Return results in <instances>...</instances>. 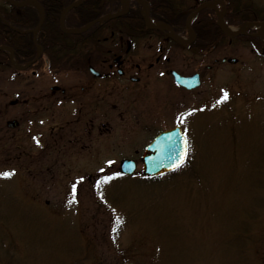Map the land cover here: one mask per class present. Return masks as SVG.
<instances>
[{"label": "rangeland", "instance_id": "rangeland-1", "mask_svg": "<svg viewBox=\"0 0 264 264\" xmlns=\"http://www.w3.org/2000/svg\"><path fill=\"white\" fill-rule=\"evenodd\" d=\"M210 55L179 63L189 66L184 74L201 72L193 91L165 84L166 94L182 93L190 150L183 168L157 177L144 174L141 156L172 118L144 127L132 111L112 112V130L93 144L99 153L67 141L53 147L47 111L30 134L35 79L1 70L0 172L12 175L0 176V264H264V57L235 37ZM50 84L45 77L40 86ZM57 109L60 124L66 106ZM23 114L21 126L8 127ZM125 158L138 161L132 175L120 170Z\"/></svg>", "mask_w": 264, "mask_h": 264}, {"label": "flooded vegetation", "instance_id": "flooded-vegetation-1", "mask_svg": "<svg viewBox=\"0 0 264 264\" xmlns=\"http://www.w3.org/2000/svg\"><path fill=\"white\" fill-rule=\"evenodd\" d=\"M145 1L148 3L147 7L141 3V0H110L108 14L123 12L117 17L120 18L138 10L143 17V24L139 23V27H136L134 22H128L125 26L120 28L116 26L111 29L109 27L112 25H106L98 32L97 38L75 40L72 42V46L78 54L65 56L66 61L75 60L74 64L51 67L48 60L42 59L43 49L40 55L38 49L37 56H39L30 61L32 64L28 63L31 69L25 68L15 72L19 76L30 72L27 79H35L33 85H35L34 89L37 94L32 99V103H29L31 108L28 110L32 117L31 136L38 134V115L42 111H47L51 118L49 132L53 147L57 146L58 143L60 144V141H67L68 143L80 144L82 147L80 149L83 150L93 151L94 148L95 153H99V150L93 144L98 141V138H101L104 127L110 125L112 130V125L107 120L108 117L112 116V112H115L116 117L123 119L125 112L132 111L137 119L135 122H142L144 127L149 126L151 121L167 122L172 118L173 124L160 129L153 139L162 131L176 126H181L183 129L180 122L182 113L179 104L180 99L182 102V93L180 99L176 98L173 93L172 95L166 94L164 91L166 90L165 84L168 82L183 93L194 90V88L189 89L178 84L175 80V72L186 77L199 74L202 83V74L198 67L195 68L194 72L184 74L188 71L189 66L186 70L179 63L184 62L186 56L191 59L190 55L201 57L203 62L211 56L210 53L214 51L215 46L207 51H200L194 46L197 34L193 24L201 11L209 9L217 15L214 7L219 4L220 12H223L224 8L226 10V4L223 0H173V2L168 0L169 3L172 2L174 8L167 9L165 5H169V3L166 2L162 10L164 13H173L174 18L172 20L165 18L169 20L167 22L164 20L155 21L151 17L149 2ZM222 1L224 4L221 3ZM206 3H212V5L204 7L193 17L192 14L196 9ZM146 10L149 11V16L153 22H161L168 27L151 28L146 21ZM226 12L227 10L224 13V18ZM178 13L186 15L184 24L175 18L174 15ZM191 15L192 20H190ZM129 19L132 20V17ZM262 28L264 31V26ZM131 30H135V32ZM39 31L34 32L32 30L35 42ZM255 33L254 30H250L245 36L256 37L253 35ZM174 34L178 38H175ZM235 38L245 40L241 36ZM227 39L229 40V36L226 35L223 46H225ZM39 47L41 46L38 45L37 48ZM206 66L207 68L211 67L209 64ZM45 77H47L49 84L51 83L48 90L45 89L46 87L40 86ZM18 103V100L11 102L13 105H18ZM24 105H28V103H24ZM71 105L75 106L76 111L73 117L69 113L72 110ZM60 106H66L67 114L66 112L63 113L64 120L62 119V122L57 124L56 111ZM4 108H0V114L3 116L7 114L8 109L7 107ZM25 115L7 120L8 127L16 129L21 126L25 122ZM11 122H15L16 126L12 127ZM141 131H147L148 133H146L149 134L151 128H143ZM187 137L189 139L188 135ZM148 144L145 146L144 152ZM136 153L138 155L139 150H136Z\"/></svg>", "mask_w": 264, "mask_h": 264}, {"label": "trees", "instance_id": "trees-1", "mask_svg": "<svg viewBox=\"0 0 264 264\" xmlns=\"http://www.w3.org/2000/svg\"><path fill=\"white\" fill-rule=\"evenodd\" d=\"M23 1V0H16ZM45 10V19L41 30L37 35L36 42L33 40L32 30L37 26L40 13L36 6L26 5L16 7L9 4L6 0H0V46H8L14 52V58L17 64L25 65L32 61L38 52V45L43 49L42 59L49 61L51 67L55 65L66 66L74 64L76 61H66L65 56L78 54L72 46L75 40L83 38H97L98 32L105 26L112 25L120 28L128 22H134L136 27L139 23L143 24V17L139 11H133L129 14L108 20L103 24H96L81 34H70L61 30L60 18L63 9L76 0H37ZM150 5L151 17L155 21L172 20L173 13L163 12V7L168 0H147ZM173 2V0H170ZM226 4L225 20L230 25H240L244 22H264V9L257 6L249 0H223ZM110 0H84L83 3L71 9L65 18L67 28H81L93 20L109 13L108 3ZM165 5L167 9H173V4ZM176 19L184 24V14H175ZM132 17V20L129 18ZM137 17V18H135ZM169 20H167V19ZM194 29L197 34V40L194 46L200 51H207L213 46L221 47L226 39L225 33L218 25V18L214 11L206 9L201 11L194 21ZM135 32V30H131ZM248 40L253 49L264 57V42L256 37L241 36ZM10 53L0 49V71L11 65ZM15 69V68H14ZM14 72H17L15 69ZM173 174V173H172ZM170 175V174H169Z\"/></svg>", "mask_w": 264, "mask_h": 264}, {"label": "water", "instance_id": "water-1", "mask_svg": "<svg viewBox=\"0 0 264 264\" xmlns=\"http://www.w3.org/2000/svg\"><path fill=\"white\" fill-rule=\"evenodd\" d=\"M7 1L10 4L17 6V7H21V6L28 5V4H33V5L37 6L40 10V20H39L37 27L33 31L37 32L41 29L42 24L44 22V18H45V11H44L43 6L37 0H23V1L7 0ZM82 2H83V0H79L78 2H75V3L69 5L67 8L64 9L62 16H61V20H60V26H61L62 30L66 31L68 33H71V34H81L82 32H84L87 29L94 26L96 23L116 18L120 14L123 13V12H119L116 14H110V15L100 17L97 20L90 22L89 24H87L86 26H84L82 28L66 29L64 26V18H65L66 13L69 10H71L72 8L80 5ZM141 3L145 4L144 0H141ZM210 5H211V3L203 4L202 6L197 8L196 11L192 15L196 14L197 12H199L204 7H209ZM224 11H225V9H224ZM0 17L2 18L1 13H0ZM219 19H220V22H219L220 28L229 36L236 37L239 35L248 34L247 31H243V30L236 31L234 33L227 32L225 30V21H224L223 13L220 14ZM146 21H147V24L151 28H154V29H162L165 26L162 23H159L157 26L152 25L150 23V16H149L148 10L146 11ZM4 23H6L5 20H4ZM253 35L260 37L264 40V32L255 33ZM174 36H175V38H177V36L175 34H174ZM0 49L8 50V47H6V46L0 47ZM10 53H11L10 58H11L12 64H14V66L16 68H26L27 66H29L31 64L30 63L24 67H19L14 62L13 51L10 50ZM233 61L235 62V60H233ZM174 75H175L176 82L178 84L186 87V88L193 89V88L199 87L201 84L199 74H195V75L186 77V76H182V75L175 72ZM10 125L12 127H15L16 123L11 122ZM187 157H188V139L182 133L181 127L177 126L173 129L166 130V131L160 133L154 139V141L146 148L145 154L143 155V172H144V174L151 176V177L161 176V175L167 174L169 172H173V171L177 170L178 168H180L186 162ZM177 164H179V167H176ZM136 167H137L136 161L131 160V159H124L121 162L120 170H121V172H123L125 174L132 175L135 173Z\"/></svg>", "mask_w": 264, "mask_h": 264}, {"label": "snow or ice", "instance_id": "snow-or-ice-1", "mask_svg": "<svg viewBox=\"0 0 264 264\" xmlns=\"http://www.w3.org/2000/svg\"><path fill=\"white\" fill-rule=\"evenodd\" d=\"M227 97V93H225V97L224 98H226ZM35 139V138H34ZM38 142V141H37ZM182 162V161H181ZM109 163H111V162H109ZM176 167H179V164H177L176 165ZM102 171V170H101ZM10 175H12V173L11 172H0V176H3V177H9ZM82 179V178H81ZM105 180H108V179H110L109 177H105L104 178ZM74 188H75V185L73 186ZM73 201H74V198H73ZM73 201H70V202H73Z\"/></svg>", "mask_w": 264, "mask_h": 264}, {"label": "bare ground", "instance_id": "bare-ground-1", "mask_svg": "<svg viewBox=\"0 0 264 264\" xmlns=\"http://www.w3.org/2000/svg\"><path fill=\"white\" fill-rule=\"evenodd\" d=\"M213 6H215V4H213ZM225 30L229 33H233L234 31H236L235 28L229 26H225Z\"/></svg>", "mask_w": 264, "mask_h": 264}]
</instances>
